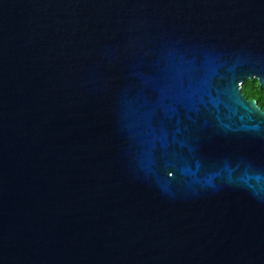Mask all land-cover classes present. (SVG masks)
Listing matches in <instances>:
<instances>
[{
  "label": "water",
  "instance_id": "water-1",
  "mask_svg": "<svg viewBox=\"0 0 264 264\" xmlns=\"http://www.w3.org/2000/svg\"><path fill=\"white\" fill-rule=\"evenodd\" d=\"M264 0H0V264H264Z\"/></svg>",
  "mask_w": 264,
  "mask_h": 264
},
{
  "label": "trees",
  "instance_id": "trees-1",
  "mask_svg": "<svg viewBox=\"0 0 264 264\" xmlns=\"http://www.w3.org/2000/svg\"><path fill=\"white\" fill-rule=\"evenodd\" d=\"M241 93L248 100H255L264 111V86L259 85L255 79L245 80L241 85Z\"/></svg>",
  "mask_w": 264,
  "mask_h": 264
}]
</instances>
